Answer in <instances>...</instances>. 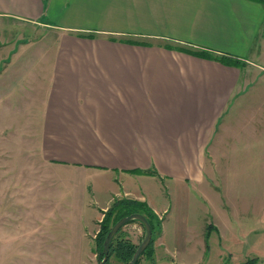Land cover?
<instances>
[{"label": "crops", "instance_id": "0c3cea01", "mask_svg": "<svg viewBox=\"0 0 264 264\" xmlns=\"http://www.w3.org/2000/svg\"><path fill=\"white\" fill-rule=\"evenodd\" d=\"M45 32V49L23 71L35 90L25 123L31 142L44 158L77 168L85 179L112 181L105 202L92 199L93 188L85 201L83 212L98 214L72 217L62 238L63 264H92L93 220L114 197L146 201L163 214L153 259L138 264H194L177 262L182 250L167 241L170 205L148 201L144 181L157 180L169 200L175 184L182 201L189 185L206 183L209 143L241 77L221 59L242 61L243 88V68L264 45V0H0V86L7 72H20V59H12L17 51L32 48ZM4 117L1 106L0 125ZM14 236L22 255V231ZM176 236L182 239V231ZM2 238L9 247L0 231ZM7 247L0 245V264Z\"/></svg>", "mask_w": 264, "mask_h": 264}, {"label": "rangeland", "instance_id": "374dc122", "mask_svg": "<svg viewBox=\"0 0 264 264\" xmlns=\"http://www.w3.org/2000/svg\"><path fill=\"white\" fill-rule=\"evenodd\" d=\"M6 27V36L13 37L10 28L13 29L14 21ZM22 32L24 36L29 33L25 28ZM49 35L45 32L32 48L22 47L17 51L12 59H20V72H7L0 86V109L6 107L3 118L6 125H0V231L8 235L6 241L11 240L9 247L4 238L0 240L4 244L0 245L8 249L1 255L4 264L20 261L22 264H63L66 258L64 261L60 252L62 238L70 231L72 217L98 214L95 209L83 212L85 201L90 200L93 188L92 199L102 204L112 183L111 179L110 184L107 180L85 179L77 168L44 158L31 142V127L25 123L31 114L27 99L35 90L27 78L29 74L23 71L28 70L32 57L43 52ZM255 50L256 58L243 68L246 75L243 88L242 61H234L241 77L209 143L208 156L204 159L206 183L199 189L189 185L182 201L175 184H169V200L157 180L144 181L148 201L156 206V202L161 204L165 200L170 205L166 217L167 241L171 246L178 244L182 250L179 263L242 264L252 260L253 264H264V45ZM30 53L33 54L29 56ZM16 64L20 63L13 62ZM242 140L247 142L242 145ZM108 207L93 220L96 227L93 236L90 235L93 251L89 253L91 258L88 257L92 264H96L99 254L95 237L105 217L102 211ZM154 213L161 221L163 214ZM134 223L142 227L138 234L130 227ZM160 229L156 230L155 237ZM20 230L22 255L18 251V238L14 236ZM180 230L183 238L177 239ZM144 233L143 225L136 220L126 223L119 232L135 244L142 240ZM181 240L184 245L180 244ZM144 256L148 257L145 254L140 259ZM111 258L119 261L115 256ZM176 258L172 256L170 261Z\"/></svg>", "mask_w": 264, "mask_h": 264}, {"label": "trees", "instance_id": "16d2710c", "mask_svg": "<svg viewBox=\"0 0 264 264\" xmlns=\"http://www.w3.org/2000/svg\"><path fill=\"white\" fill-rule=\"evenodd\" d=\"M191 53L196 54V55L200 54L199 52H195V51H192ZM221 60H222V62H224L226 64H235V65L237 64L236 60H231V59H227V58H223ZM234 61H236V62H234ZM134 173H144V174H150V175L157 174L156 171H154V170H149V171L136 170V171H134ZM102 212L105 213V217L101 220L99 232L97 233V235L95 237V245L97 247V248L96 247L95 248L97 249L98 253L102 249L103 240L105 238L106 233L108 232L109 228L111 227V225L116 220H118L120 217L128 215L132 212H140V213L144 214L146 216V218L148 219V221L151 225V228H152V236H151V240H150L148 246L140 254V256H139L138 260L135 262V264H137L140 257L142 255H145V254L147 256H150L151 260L153 259L152 258V256H153V241L155 238L156 230H159V228L161 227V224L159 223L161 221L158 220V217H156L154 211H152L146 205V203L144 201L129 198V197H114L112 203L107 208V210L102 211ZM135 220L139 221L137 219H133L131 221H135ZM121 228L116 232V234L114 235V237L111 241V244H110V247L108 250L109 257H108V260L106 261L105 264H107V262H109V259L112 256H115L122 263L127 264L128 261L131 259L134 250L136 249L137 244L133 243L129 237L121 236L119 234V232L121 231ZM242 264H253V261L248 260Z\"/></svg>", "mask_w": 264, "mask_h": 264}, {"label": "water", "instance_id": "95a60500", "mask_svg": "<svg viewBox=\"0 0 264 264\" xmlns=\"http://www.w3.org/2000/svg\"><path fill=\"white\" fill-rule=\"evenodd\" d=\"M137 219L139 220L145 229L144 236L142 240L137 244L136 249L134 250L131 259L128 261L127 264H135V262L138 260L140 254L143 252V250L148 246L151 236H152V228L151 225L146 218V216L140 212H132L128 215L120 217L118 220H116L111 227L109 228L108 232L105 235V238L103 240L102 249L100 250L98 254V261L97 264H105L109 257V247L111 244V241L116 234V232L127 222ZM102 256V257H101Z\"/></svg>", "mask_w": 264, "mask_h": 264}]
</instances>
